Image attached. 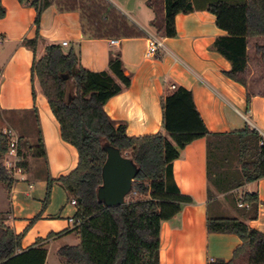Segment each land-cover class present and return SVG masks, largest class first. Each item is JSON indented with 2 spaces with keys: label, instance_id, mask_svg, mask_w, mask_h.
Here are the masks:
<instances>
[{
  "label": "crops",
  "instance_id": "obj_1",
  "mask_svg": "<svg viewBox=\"0 0 264 264\" xmlns=\"http://www.w3.org/2000/svg\"><path fill=\"white\" fill-rule=\"evenodd\" d=\"M109 1L139 29L153 32L149 23L155 13L147 0ZM190 1L194 10L176 14L175 36H160L164 48L157 57L148 59L144 57L145 36L90 38L82 31L77 11H60L54 4L42 11L36 28L33 7L18 0H1L5 14L0 18V129L17 135L12 139L17 140L26 162L24 167L16 165L12 171L14 181L10 188L0 183V215L14 233L23 234L16 253L39 247L46 252L43 264H63L59 248L79 243L74 224L69 222L76 207L58 182L52 183L49 200L43 206L47 179L68 174L78 161L75 147L61 139L58 122L37 79L31 75L33 61L43 55L48 44H60L63 51L78 49L80 64L91 71H108L110 52L120 54L130 84L110 97L104 110L112 120L123 122L130 136L164 134L161 99L182 86L191 91L209 132L227 133L247 125L264 137V78L255 69L259 70L257 63L253 66L256 57L251 56L253 62H249L247 89L251 96L247 105L246 88L222 74L230 69V63L212 47L217 37L226 34L216 26L215 16L203 9L212 0ZM36 29L39 37L33 51L24 40L33 38ZM110 39L117 43L111 44ZM255 41L263 43L264 39L249 41L250 54ZM38 132L44 157L36 156L31 148ZM172 177L179 191L192 202L161 222L159 264L229 261L242 242L233 233L208 232L207 216L236 217L264 234V177L227 193L216 190L206 177V138L196 139L179 150V157L172 162ZM245 192L257 194L255 219L247 215L245 206L237 205L240 200L233 203ZM31 260V264H37L38 256Z\"/></svg>",
  "mask_w": 264,
  "mask_h": 264
},
{
  "label": "trees",
  "instance_id": "obj_2",
  "mask_svg": "<svg viewBox=\"0 0 264 264\" xmlns=\"http://www.w3.org/2000/svg\"><path fill=\"white\" fill-rule=\"evenodd\" d=\"M36 11L34 24L39 25L42 11L54 4L60 11H77L81 28L90 38H123L146 36L109 0H18ZM155 16L150 26L162 37L176 34L175 16L194 10L190 0H147ZM203 9L215 16L216 26L226 31L217 37L213 49L230 63L222 71L227 78L246 88L249 103V62L255 64L264 78V0L228 2L212 0ZM5 9L0 0V18ZM38 29L24 44L35 51ZM250 54V56H249ZM31 75L38 81L41 92L59 125L60 137L73 145L78 161L73 170L57 179H47L43 206L50 197L53 182L75 200L74 218L79 222L73 231L79 238L76 245H64L58 250L63 264H159L160 224L176 215L192 199L181 193L172 177V162L179 157V150L188 143L206 138V177L222 193L242 186L246 182L264 177V141L258 131L247 125L227 133L209 132L200 116L190 90L178 86L161 99L162 127L164 134L141 136L126 134L125 124L112 120L104 110L106 101L129 86L130 77L123 72L118 52H110L108 71H91L80 64L78 49L62 50L60 44H48L43 55L34 60ZM66 75V78L63 76ZM264 91V85L261 86ZM34 95V92H33ZM9 137L0 131V183L10 188L14 181L11 170L3 163ZM118 148L136 165L138 172L132 181L123 204L106 206L98 201L96 189L101 184V168L106 158L103 143ZM34 154L44 157L40 132L33 147ZM233 150L239 164L237 174L229 169L228 157L217 156V151ZM18 167L26 162L17 148ZM208 197L211 196L207 189ZM247 204V215L257 216L256 193H243L234 198ZM208 232L233 233L240 240L229 261L214 260L209 264H264V234L232 216H207ZM22 233L16 234L4 223L0 215V264H31L38 256L43 264L45 250L29 247L16 253Z\"/></svg>",
  "mask_w": 264,
  "mask_h": 264
},
{
  "label": "water",
  "instance_id": "obj_3",
  "mask_svg": "<svg viewBox=\"0 0 264 264\" xmlns=\"http://www.w3.org/2000/svg\"><path fill=\"white\" fill-rule=\"evenodd\" d=\"M103 149L106 158L101 168L102 182L96 189V196L106 206L120 205L131 190L138 169L118 148L104 142Z\"/></svg>",
  "mask_w": 264,
  "mask_h": 264
},
{
  "label": "built area",
  "instance_id": "obj_4",
  "mask_svg": "<svg viewBox=\"0 0 264 264\" xmlns=\"http://www.w3.org/2000/svg\"><path fill=\"white\" fill-rule=\"evenodd\" d=\"M146 44L144 48V57L148 59H152L158 56L159 52L164 48L163 40L160 36H158L155 33L148 32L146 33ZM111 44H116L117 40L110 39ZM66 42H62V45H66ZM264 141V137H262ZM7 159H6V168L8 170L13 171L16 168V163L18 161L17 156V140L16 139H10L8 142V149L5 153ZM70 203L75 205V200L71 199ZM238 206H245L247 207V204L242 203L241 201H238ZM69 222H72L74 225H76L79 220L75 219L74 217L69 218Z\"/></svg>",
  "mask_w": 264,
  "mask_h": 264
},
{
  "label": "rangeland",
  "instance_id": "obj_5",
  "mask_svg": "<svg viewBox=\"0 0 264 264\" xmlns=\"http://www.w3.org/2000/svg\"><path fill=\"white\" fill-rule=\"evenodd\" d=\"M152 33H155V30H153V32ZM156 34V33H155ZM0 131H2L3 133H6L7 134V136L9 137V140L10 139H12V137L13 136H17L16 134L15 135H13L10 131H3V129H0ZM20 141H22V137H21V139H20ZM21 144H23V142H21ZM18 145H19V143H18ZM223 152H224V154L228 157V167H229V169H230V171H231V173L233 174V175H236L237 174V170H238V167H239V164L237 163V156H236V154H235V151H233V150H229L228 152L227 151H225V149L222 151V152H219V151H217V156H221L222 154H223ZM122 154L123 155H126V154H128V152L127 151H125V152H122ZM6 159H7V157H6V155L4 154L3 155V163H4V165L6 166V164H5V162H6ZM21 161V159L20 158H18V161ZM3 184V183H2ZM4 185V184H3ZM5 186V185H4Z\"/></svg>",
  "mask_w": 264,
  "mask_h": 264
}]
</instances>
